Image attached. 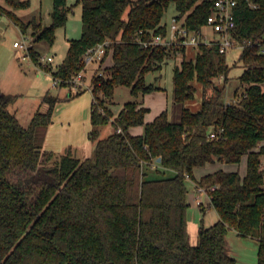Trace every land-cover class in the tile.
<instances>
[{"label": "trees", "instance_id": "trees-1", "mask_svg": "<svg viewBox=\"0 0 264 264\" xmlns=\"http://www.w3.org/2000/svg\"><path fill=\"white\" fill-rule=\"evenodd\" d=\"M51 23L32 17L24 21L16 10L30 0H0V16L22 33L30 28L32 46L27 55L50 72L61 95L43 96L45 111L37 110L23 126L15 112L17 94L0 93V264H236L227 248L233 229L258 240L257 263L264 264V0H238L234 36L243 66L231 103L225 102L231 68L217 47L199 45L194 58L183 57L173 69V101L183 104L201 85L199 110L182 106L179 120L166 109L146 121L147 106L125 102L117 115L107 105L118 85L130 87L134 97L160 87L145 81L161 70L170 49L143 46L136 37L164 36L162 17L171 3L177 18L189 28L204 27L213 0H76L81 5V33L69 40L62 62L39 61L34 43L52 44L71 7L52 0ZM141 31V33H139ZM108 41L111 64L90 76L93 143L89 156L78 157L69 146L61 152L43 148L54 106L79 95L72 78L80 71L86 79L83 55ZM177 52V51H173ZM43 64V65H42ZM223 78V83L216 82ZM86 83V81H85ZM239 93H238V92ZM99 92L101 94H99ZM112 124L106 136L100 132ZM142 125L140 134L130 131ZM223 127L218 138L209 132ZM246 156V172L216 169L196 179L195 167L216 160L238 163ZM160 158L159 161L157 159ZM173 174L149 178L148 168ZM187 177L210 196L218 219L200 225L197 242H188Z\"/></svg>", "mask_w": 264, "mask_h": 264}, {"label": "rangeland", "instance_id": "rangeland-1", "mask_svg": "<svg viewBox=\"0 0 264 264\" xmlns=\"http://www.w3.org/2000/svg\"><path fill=\"white\" fill-rule=\"evenodd\" d=\"M75 2L76 0H67V4L71 7V9L68 12L65 24L57 27L54 42L52 44H48L44 41H38L33 45L36 50L40 52V55L53 56V60L50 63L53 69H55L62 62L69 40L79 37L81 33V5L75 4ZM52 8V0H30V4L27 8L16 10V13L24 21H28L32 17H35L42 23V25L47 26L51 23ZM175 12L174 4L171 3L162 17V22L168 25L171 16L174 15ZM203 31L210 33V29L206 26L203 27ZM22 37L32 39V36L30 35V28L26 33H22L18 26H16L10 19L5 16H0V93L17 94L16 106L14 108L17 110L18 115H20L21 120L23 121L25 118L27 119L29 116L34 114L35 111L40 110V107H42L41 109L47 107V103L42 100L47 91H49L50 94L62 96V94H64L68 89L66 87H53L54 85L50 72L42 69L37 63H33L30 57L26 56V51L24 49L13 45L14 41L21 40ZM240 50L241 47L237 46L230 49L226 54V61L229 65L236 62V64H233L234 66L231 68L229 78L226 82V96L228 98H231L234 95V90L237 88L239 83L238 76L243 70V66L238 59ZM198 51V47L180 48L178 49V52L172 51L170 57L163 64L161 70L149 72L145 75V81L159 86V89L134 97L130 92V87L126 85H118L115 87L113 96L107 105L112 109L114 115H117L120 109L124 106L125 102L137 100L138 103L147 104L151 108L149 117H152L153 115L155 116L161 110L166 109L168 111L169 118L174 121L179 120L182 106L188 107L192 111L199 110L202 97L201 85L194 81L193 84L195 86V91L193 98L186 100L183 104H181L173 101L172 80L174 66L176 64L178 65L183 57L187 59L194 58ZM100 68H102V65ZM90 73V70H88V80L91 76ZM216 82L222 84L223 78H217ZM84 89L85 90H83V92L70 100L72 102H69L73 103V105L76 104L78 109H72V112H67L69 115L70 113L72 114V128L70 129L71 134L70 136L69 134L67 136L74 138V140H76L78 136L82 135V123L85 120L87 122V119L90 120L93 93L87 89V86ZM99 94L101 93L99 92ZM84 100L87 102L86 113L82 107L85 103L83 102ZM60 102L65 103V101H59L55 104V106ZM55 106L52 112L53 114L55 112ZM63 113L64 111L60 110L59 114L61 116ZM112 129V124L104 126L100 135L106 136ZM262 166L264 167V155L262 156ZM215 168L223 169L225 171H239L242 175L246 172V156L243 155L238 163H226L219 161L215 165ZM148 169L147 176L149 178H161L171 176L173 174V171L168 169L160 168L161 171H157L154 164ZM186 185L189 189V196L192 199L191 194L193 193V182L187 178ZM195 205L192 203L191 206L187 208V216H190L191 212L200 213V217H203V222L206 224H209L207 222L217 216V212L213 207L203 208V210L200 211L198 206ZM203 212L205 213L203 214ZM192 237V230L189 227L188 242L191 245L196 244L191 243ZM230 251L231 247L229 246V254Z\"/></svg>", "mask_w": 264, "mask_h": 264}, {"label": "crops", "instance_id": "crops-1", "mask_svg": "<svg viewBox=\"0 0 264 264\" xmlns=\"http://www.w3.org/2000/svg\"><path fill=\"white\" fill-rule=\"evenodd\" d=\"M111 62H112L111 53H109L105 56L104 61L101 64L102 68H104V66L110 65ZM98 66H99L98 63H93V64H91V67H90V65L87 67L86 73H85L86 74L85 81L88 85H90V82L87 78L88 70H90V72H91L90 74L92 75V73L94 72V70H96V68ZM53 87H56V86H53ZM87 89H89L92 92L91 88H87ZM71 99L65 100V103L60 102L55 106V112H54V114L52 113V120H51V123L49 124V126L47 128V133H46L43 148L45 150H51L54 152H61L70 146L73 149V152L76 156L87 157L91 154L92 149H93V143L88 138V133L91 129V123H90L89 119H87V122L85 120L82 123V129H83L82 135L78 136V138H76V140H74V138L69 137L71 134L70 129L72 128L71 127V125H72V121H71L72 114L70 113V115H69L67 112H72L73 110L78 109V106H76V104L73 105V103H69V102H72V101H70ZM83 102H85V103H84V106H82V107L86 113L87 102H86V100H84ZM141 105L147 106L149 108V111L145 114V120L146 121L152 120L159 113L158 112L155 116L153 115L152 117H149L151 108L147 104H144V103H141ZM41 108L42 107L39 108L41 111H45L47 109V107L46 108L44 107V109H41ZM60 110L64 111L62 116L59 114ZM15 114L23 126H27L30 123V120H31L32 115H33L32 114L31 116H29V118H27V119L25 118V120L22 121L20 115H18V113H17V110H16ZM113 115H114V113H113ZM68 116H70V117H68ZM111 131L112 130H110V132ZM130 131L133 134H140L143 131V126L142 125L132 126L130 128ZM68 134H69V136H67ZM261 144L264 145V140L262 141ZM261 161H262V157H261ZM218 162L219 161L216 160L215 162L207 163L203 166L195 167L193 170L194 177L196 179H198L203 174L216 170L215 165ZM196 172H197V174H196ZM244 174H245V172L242 174V176ZM191 181L193 182V193L191 194L192 199L189 196V192L187 194L188 207H190L192 203H194V205L196 204L200 211H202L203 208L205 209L207 207L208 208L212 207L210 205V196H209L208 192L206 190L199 192L198 186L196 184V180H191ZM197 200H201V204H197V202H196ZM204 213L205 212H203V214ZM217 219H218V214H217V216L213 217L212 220L207 222L209 224H206L203 222V217L202 218L200 217V213L191 212L190 216H187V230H189V227H190L192 230V236H193L191 239V243L197 242V233H198V228L200 225L208 226V225L212 224L213 222H215ZM226 244H227V248L229 246L231 247L230 255L235 258L236 264H256L257 263L258 240L256 238L250 237V236H240L239 234H237V232L235 230L231 229L227 233ZM192 245H194V244H192Z\"/></svg>", "mask_w": 264, "mask_h": 264}, {"label": "built area", "instance_id": "built-area-1", "mask_svg": "<svg viewBox=\"0 0 264 264\" xmlns=\"http://www.w3.org/2000/svg\"><path fill=\"white\" fill-rule=\"evenodd\" d=\"M244 1H247L251 7H255V3L252 0ZM237 4L238 0L212 1L211 10L204 25V27L206 26L210 29V33L204 32L203 27L200 29L189 28L183 19H179L176 15H172L166 27L167 32L164 36L156 34L151 39H143L141 36H138L136 37V41L145 47L159 45L170 49V51L177 52L180 48L198 47L204 44L209 47H217L220 53L227 54L230 49L237 46L241 47L234 36V29L236 26L235 8ZM139 33H141V31ZM108 43V41L100 42L85 51L83 55L85 67L93 63L99 64L106 55ZM32 44V39L28 37H22L21 40H16L13 43L15 47L24 49L26 51V56H28L27 53ZM258 53L264 54V40L258 43ZM39 60L42 63H50L53 60V56L40 55ZM71 81L74 89L85 88L86 86L87 88H92L91 85L85 83L82 71L78 72ZM240 97L241 95H233L231 98L226 96L225 102L229 104ZM223 132L224 128L218 127L215 130L211 129L208 135L210 138H218L222 136ZM198 191L202 192L205 191V189L198 186ZM196 202L197 204H201V200H197Z\"/></svg>", "mask_w": 264, "mask_h": 264}, {"label": "water", "instance_id": "water-1", "mask_svg": "<svg viewBox=\"0 0 264 264\" xmlns=\"http://www.w3.org/2000/svg\"><path fill=\"white\" fill-rule=\"evenodd\" d=\"M159 160H160V158L157 159V161H159Z\"/></svg>", "mask_w": 264, "mask_h": 264}]
</instances>
